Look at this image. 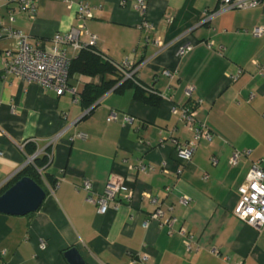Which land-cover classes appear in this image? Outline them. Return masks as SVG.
Wrapping results in <instances>:
<instances>
[{
  "label": "crops",
  "instance_id": "1",
  "mask_svg": "<svg viewBox=\"0 0 264 264\" xmlns=\"http://www.w3.org/2000/svg\"><path fill=\"white\" fill-rule=\"evenodd\" d=\"M137 1L38 0L35 19L16 5L0 6L7 26L50 47L56 34L79 25L78 4H88L94 17L86 20L80 42L115 62L128 60L138 68L141 85L163 96L151 106L136 98L134 88L114 89L86 117L79 94L87 83L100 86L112 76L72 79L75 95L4 78L2 55L16 40H0V188L33 151L44 154L50 145L48 172L59 183L50 189L42 179L39 185L49 192L37 212L0 213V264H69L64 254L71 248L86 264H264V227L258 230L234 215L253 164L264 168V36L253 34L264 27V0L245 10H226L222 0H147L145 14ZM144 20L151 31L141 28ZM186 45L191 51L180 55ZM66 50L72 59V48ZM188 87L194 88L190 98ZM183 107L196 111L214 134L200 142L190 162L178 156L173 141L193 138L180 121ZM114 112L118 120L109 122ZM235 151L250 154L232 167ZM140 163L154 170L141 172ZM113 173L130 174L132 197L128 201L120 193L100 215L81 186L89 180L101 195ZM151 197L164 219L176 218L173 234L150 220L156 209ZM184 197L189 205L180 204ZM180 228L198 251H187L176 232ZM144 254L148 263L141 260Z\"/></svg>",
  "mask_w": 264,
  "mask_h": 264
},
{
  "label": "built area",
  "instance_id": "2",
  "mask_svg": "<svg viewBox=\"0 0 264 264\" xmlns=\"http://www.w3.org/2000/svg\"><path fill=\"white\" fill-rule=\"evenodd\" d=\"M61 1L70 2L71 0ZM262 1L222 0L225 5L224 9L226 10L251 9L258 6ZM37 2L38 0H0V6L16 5L18 12L27 14L30 19H35ZM136 7L142 14H145L147 0H138ZM77 12L80 21L79 25L74 27L68 34H56L51 40L52 45L50 47L43 40L31 41L28 36L22 34L20 31L15 30L11 26H7L0 18V40L3 38L16 40L15 48L5 50L2 55V73L4 74V78L11 75L25 82L37 83L44 89L52 90L57 94L69 92L75 95L76 89L70 82L71 58L68 56L66 48L71 47L75 54L86 46V44L80 42V36L87 33L86 20L94 17L90 6L83 2L78 4ZM9 20L11 23L15 22L12 11L10 12ZM141 28L149 32L153 29V25L147 20H144ZM253 34L257 38L264 36V27L256 28ZM95 42L96 37L91 36V45H94ZM191 49V45H186L180 50V55L188 53ZM118 66L126 76V79L131 78L138 71V68H134L128 60L121 62ZM261 70L264 73V68H261ZM193 92L194 88L188 87L186 89L187 97L190 98ZM174 112L177 113V109ZM117 120L118 115L115 112L108 119L109 122H115ZM125 121L129 123L132 121V118L126 117ZM180 121L193 133V138L185 143H179L174 139L175 150L183 161L190 162L200 142L212 140L214 134L206 124L198 121L197 112L190 107H183L181 109ZM78 136L83 137L82 134H78ZM249 154L250 152L248 151H235L229 160L230 165L232 167L238 166L242 158L249 156ZM36 156L30 158L26 165L32 163ZM212 163L216 164L215 158L212 159ZM136 169L146 173L153 171L154 167L140 163ZM164 172H167L166 168ZM129 176L130 174L120 176L117 173H113L106 185L104 193L101 195H98L91 181L85 180L81 188L86 192V201L96 206L98 214L105 215L110 208V204L117 200L120 193L125 192L127 194V200L129 201L131 199L132 189L126 185L127 182L129 183L131 181ZM58 187L59 183L54 188ZM151 201L156 206V209L150 216V220L166 226L169 233L173 234L175 232L174 225L176 218L164 219L165 214L157 198L151 197ZM190 201L189 198L184 197L180 200V204L189 205ZM234 215L239 220L258 230L264 227V168L258 162L253 164L244 184L239 188V203L234 211ZM148 225L149 221L147 220L144 226L148 227ZM176 232L182 238H185L186 249L189 253L200 249L198 246L194 247L193 237L184 228H180ZM42 247H44V243H42ZM215 253L217 254V251ZM149 259V256L146 254L141 256V260L144 263H148Z\"/></svg>",
  "mask_w": 264,
  "mask_h": 264
},
{
  "label": "trees",
  "instance_id": "3",
  "mask_svg": "<svg viewBox=\"0 0 264 264\" xmlns=\"http://www.w3.org/2000/svg\"><path fill=\"white\" fill-rule=\"evenodd\" d=\"M118 65H120V63L97 52L91 46L83 47L80 51L75 53V56L71 59L70 82L77 77L94 78L101 76L104 79L107 76L113 77L111 80H103V83L100 86H96L92 83H87L85 85L83 91L79 95L82 105L86 110H89L86 117L94 111V106L97 102L104 95L114 89L117 92H122L126 88H134L136 98L140 101L151 106L159 105L163 97L162 93L157 92L153 88L142 86L137 73H134L131 78L126 79V76L120 70ZM133 67L136 68V66ZM50 149L51 145L44 154H36V152L33 151L31 154L32 157L37 155L33 162L26 165L17 176L3 186L0 189V195L23 177H29L40 185L42 184V179H45L48 182L50 189H53L58 181L48 172L52 159L51 154L49 153ZM45 191L48 193L49 189L46 187Z\"/></svg>",
  "mask_w": 264,
  "mask_h": 264
},
{
  "label": "water",
  "instance_id": "4",
  "mask_svg": "<svg viewBox=\"0 0 264 264\" xmlns=\"http://www.w3.org/2000/svg\"><path fill=\"white\" fill-rule=\"evenodd\" d=\"M47 193L36 181L23 177L0 195V213L27 216L37 212ZM69 264H86L77 248L64 254Z\"/></svg>",
  "mask_w": 264,
  "mask_h": 264
},
{
  "label": "rangeland",
  "instance_id": "5",
  "mask_svg": "<svg viewBox=\"0 0 264 264\" xmlns=\"http://www.w3.org/2000/svg\"><path fill=\"white\" fill-rule=\"evenodd\" d=\"M72 54H71V52L69 53V56H71ZM85 78V77H84ZM103 78V77H102Z\"/></svg>",
  "mask_w": 264,
  "mask_h": 264
}]
</instances>
